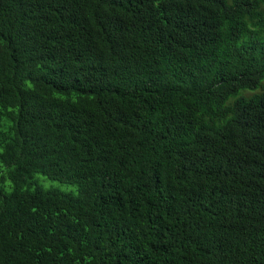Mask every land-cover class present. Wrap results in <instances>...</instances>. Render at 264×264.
<instances>
[{
	"label": "trees",
	"instance_id": "trees-1",
	"mask_svg": "<svg viewBox=\"0 0 264 264\" xmlns=\"http://www.w3.org/2000/svg\"><path fill=\"white\" fill-rule=\"evenodd\" d=\"M262 6L0 0V264H264Z\"/></svg>",
	"mask_w": 264,
	"mask_h": 264
},
{
	"label": "rangeland",
	"instance_id": "rangeland-1",
	"mask_svg": "<svg viewBox=\"0 0 264 264\" xmlns=\"http://www.w3.org/2000/svg\"><path fill=\"white\" fill-rule=\"evenodd\" d=\"M226 2L229 3L230 0H226ZM261 10L264 12V6L261 7ZM242 23L245 26L247 33H254V35L260 39L264 38V18L261 19L260 21L246 19ZM219 49H220L219 47L214 49V53L215 54L218 53ZM259 93L264 94V82H261L259 87L254 91L243 90V91L238 92L233 98L230 99V101L233 99H236L237 97L249 98L251 95L259 94ZM228 103H229V101H228ZM32 180H34L44 190L56 189V190L62 191L64 193L75 194V187L72 185L62 184V183H59L56 181H50V180H47L46 178H44L40 175H36V174H34L32 176Z\"/></svg>",
	"mask_w": 264,
	"mask_h": 264
}]
</instances>
